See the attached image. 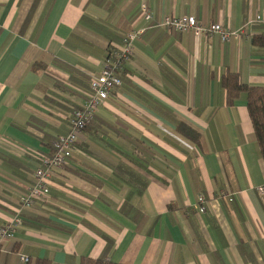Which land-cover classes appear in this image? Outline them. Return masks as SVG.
Wrapping results in <instances>:
<instances>
[{
  "label": "crops",
  "instance_id": "obj_1",
  "mask_svg": "<svg viewBox=\"0 0 264 264\" xmlns=\"http://www.w3.org/2000/svg\"><path fill=\"white\" fill-rule=\"evenodd\" d=\"M259 14L264 0H0V225L109 50L144 28L121 85L52 168L47 198L21 211L0 264H264V161L245 97L228 105L220 83L232 71L264 85V24L228 41L153 25L194 15L235 30Z\"/></svg>",
  "mask_w": 264,
  "mask_h": 264
},
{
  "label": "built area",
  "instance_id": "obj_2",
  "mask_svg": "<svg viewBox=\"0 0 264 264\" xmlns=\"http://www.w3.org/2000/svg\"><path fill=\"white\" fill-rule=\"evenodd\" d=\"M140 17L144 21H152V12L145 1L140 4ZM252 22L264 24V15H256L239 28L232 30L223 28L219 23L205 26L198 21L194 15L165 16L153 25L170 28L178 32L193 31L195 34H217L222 41H228L234 36L245 32L246 26ZM144 28L134 27L121 39L120 45L111 48L104 59L103 66L98 75L89 81V93L87 99L80 107H74L69 113L67 131L58 135L52 142V152L40 160V165L35 169L32 185L25 188L19 196L18 208L13 217L0 225V246L15 235L16 227L21 223V211L31 208L37 201L44 200L49 195V176L54 167L62 166L72 153L76 150L78 134L88 126L95 115L97 108L110 95L111 91L122 83L120 73L123 71L126 61L132 56L133 44L143 33ZM259 190L262 192L263 188ZM231 198H229L230 200ZM198 211L204 212L205 200L200 194L198 196ZM22 262L28 258L21 256Z\"/></svg>",
  "mask_w": 264,
  "mask_h": 264
},
{
  "label": "trees",
  "instance_id": "obj_3",
  "mask_svg": "<svg viewBox=\"0 0 264 264\" xmlns=\"http://www.w3.org/2000/svg\"><path fill=\"white\" fill-rule=\"evenodd\" d=\"M220 83L225 90L226 103L228 105H231L241 95L245 97L248 114L254 130L255 140L258 145L260 155L264 161V85H250L243 83L240 81L238 74L232 71L223 73L220 78ZM33 264H50V259L45 257L38 258ZM77 264L122 263L112 262L101 257L92 258L88 256H81Z\"/></svg>",
  "mask_w": 264,
  "mask_h": 264
}]
</instances>
